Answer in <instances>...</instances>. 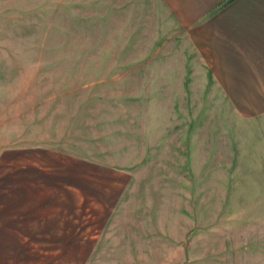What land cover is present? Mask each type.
<instances>
[{
    "label": "rangeland",
    "instance_id": "374dc122",
    "mask_svg": "<svg viewBox=\"0 0 264 264\" xmlns=\"http://www.w3.org/2000/svg\"><path fill=\"white\" fill-rule=\"evenodd\" d=\"M24 263L264 264V115L159 0H0V264Z\"/></svg>",
    "mask_w": 264,
    "mask_h": 264
},
{
    "label": "crops",
    "instance_id": "0c3cea01",
    "mask_svg": "<svg viewBox=\"0 0 264 264\" xmlns=\"http://www.w3.org/2000/svg\"><path fill=\"white\" fill-rule=\"evenodd\" d=\"M159 1L235 109L264 115V0Z\"/></svg>",
    "mask_w": 264,
    "mask_h": 264
}]
</instances>
